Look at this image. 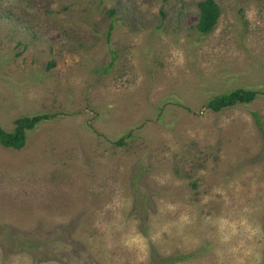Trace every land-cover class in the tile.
Returning <instances> with one entry per match:
<instances>
[{
    "label": "rangeland",
    "instance_id": "374dc122",
    "mask_svg": "<svg viewBox=\"0 0 264 264\" xmlns=\"http://www.w3.org/2000/svg\"><path fill=\"white\" fill-rule=\"evenodd\" d=\"M199 1L0 0V264H264V0Z\"/></svg>",
    "mask_w": 264,
    "mask_h": 264
},
{
    "label": "trees",
    "instance_id": "16d2710c",
    "mask_svg": "<svg viewBox=\"0 0 264 264\" xmlns=\"http://www.w3.org/2000/svg\"><path fill=\"white\" fill-rule=\"evenodd\" d=\"M197 8L199 14L196 22V29L203 33L210 32L213 30L221 13L219 5L215 0H200L197 3ZM256 94L257 93L252 90L236 88L230 92L214 96L209 101L208 105L218 110L225 106L234 105L237 102L250 101ZM46 118H48L47 114L20 117L14 122L16 125L13 132H6L0 127V143L4 146L16 149L21 148L25 144L26 131ZM117 142L122 143V140H118Z\"/></svg>",
    "mask_w": 264,
    "mask_h": 264
}]
</instances>
